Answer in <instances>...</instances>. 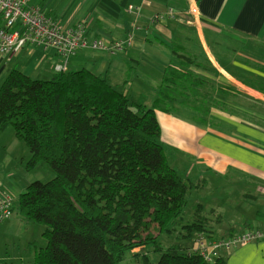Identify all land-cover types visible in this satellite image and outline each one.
<instances>
[{"label": "trees", "instance_id": "obj_1", "mask_svg": "<svg viewBox=\"0 0 264 264\" xmlns=\"http://www.w3.org/2000/svg\"><path fill=\"white\" fill-rule=\"evenodd\" d=\"M183 50L174 44L182 68H166L152 108L87 68L51 79L8 72L0 86V132L11 127L29 147L28 170L45 163L56 173L18 198L21 214L45 227L46 245L36 248L33 264H120L128 253L150 264L153 252L161 254L156 264H228L220 255L204 257L200 241L226 237L217 236L202 204L185 220L188 191L196 186L160 143L158 110L196 101L205 123L211 111L207 79L190 69L194 60ZM256 89L264 93V83ZM164 234L175 238L168 247Z\"/></svg>", "mask_w": 264, "mask_h": 264}, {"label": "crops", "instance_id": "obj_2", "mask_svg": "<svg viewBox=\"0 0 264 264\" xmlns=\"http://www.w3.org/2000/svg\"><path fill=\"white\" fill-rule=\"evenodd\" d=\"M30 3L65 26L84 21L89 42H103L106 49L91 47L78 51L69 59L68 70L87 68L108 78L135 104L151 103L150 95L157 98L169 65L182 68L181 59L172 52L174 44L190 54L194 60L190 69L207 79L204 91L215 104L218 100L220 107L218 111L211 110L206 123L194 114L196 107L179 108V102L170 112L157 111L161 138L173 152L172 163L165 149L170 164L196 186L188 191L187 206L188 199L192 204L184 211L185 220L194 215L195 205L202 204L201 214L207 216L219 238L264 226L261 218L251 221L246 218V226L242 228L223 226L225 209L230 208V203L223 206L214 197L207 199L219 185L214 175L246 174L251 182H256L258 193L247 191L241 202L246 207L260 205L264 213V126L256 121L255 108L244 105L254 107V104L242 100L250 102L257 98L256 102H264V93L256 89L264 83V71L259 69L264 66V0H30ZM126 39H131L130 46L115 47V42ZM224 39L231 48L230 56L218 52L217 46ZM198 49L201 55L197 54ZM240 50H246V56L239 55ZM255 57L263 63L256 62ZM14 58L16 61L11 65ZM57 61L54 49L28 45L12 56L0 54V77L17 68L35 79H51L57 73ZM226 91L229 96L240 97L237 100L242 103L231 100L235 101L231 104L232 113L224 117ZM245 107L249 111H244ZM189 113L193 114L185 116ZM224 127H234L232 134L224 131ZM24 147L11 127L0 132V198L10 196L14 206L13 216L0 221V264H33L36 248L46 245L45 227L28 220L18 206L19 196L39 180L37 175L42 166L26 168L31 152ZM220 256L228 264H264V240L221 252Z\"/></svg>", "mask_w": 264, "mask_h": 264}, {"label": "built area", "instance_id": "obj_3", "mask_svg": "<svg viewBox=\"0 0 264 264\" xmlns=\"http://www.w3.org/2000/svg\"><path fill=\"white\" fill-rule=\"evenodd\" d=\"M131 39L115 42V47L130 46ZM28 45L41 46L45 50L54 49L58 56L56 71H64L69 59L83 49L91 47L106 49L103 42L88 40L87 25L84 21L73 26H65L58 19L49 15L30 0H0V54L12 56ZM13 215V200L10 196L0 198V221ZM264 239V226L250 229L240 234L222 238L213 243L201 242L204 257L211 261L235 246Z\"/></svg>", "mask_w": 264, "mask_h": 264}, {"label": "rangeland", "instance_id": "obj_4", "mask_svg": "<svg viewBox=\"0 0 264 264\" xmlns=\"http://www.w3.org/2000/svg\"><path fill=\"white\" fill-rule=\"evenodd\" d=\"M191 33V32H189ZM225 41V42H224ZM226 43V44H224ZM228 42L224 39L222 41V43L220 45L217 46L218 48V52L221 54V55H231V52H230V47L227 46ZM226 50V52L223 51ZM196 52V51H195ZM199 52V53H198ZM201 51L198 49L197 50V54L201 55L200 53ZM239 55H245L246 56V50H240V53H238ZM233 55H236V54H233ZM251 55V54H250ZM256 62H261L263 63V60L255 57L253 58ZM16 61V58H14V60L12 61L11 65L13 63H15ZM66 70H68V66L66 68ZM64 70V71H66ZM60 72V71H58ZM6 73H4L1 77H0V82L1 80H3V78L5 77ZM226 84V83H224ZM208 96V94H207ZM156 97H154V95H150L149 96V102L150 100L151 103H144L145 106L147 108H152V102L155 100ZM208 99H210V103L208 106H210V110H217L219 106V103L218 100L217 103L215 104V101H213L212 97H207ZM235 101H238L237 99L241 100L240 97L238 96H229L228 95V92H224V96H223V100L225 101L223 103V107H222V112H223V116L226 117V115H230L232 113V111H230L231 108H234L233 105H231L232 102L231 100H234ZM255 100L257 98H254ZM244 102H247V103H251V104H254L252 107V105H248V104H244V105H247L248 107H250L251 109H254V113H255V118H256V121L261 123V125L264 126V102L263 101H260V102H256L255 100L254 101H247L245 99H242ZM182 101H185V99H180L178 100V104H177V107H186L185 105H182L180 102ZM213 101V102H212ZM196 101H190L188 100V106H191L192 108L196 107L197 111L194 110V114L197 116V117H200L201 116V110H203V108L201 107V104L200 103H195ZM239 103H242L241 101H238ZM175 107V105H173ZM249 109L248 108H244V111H246ZM186 110H183L182 112H184ZM211 112V111H210ZM190 114H193V113H189V114H185V116H189ZM228 128V129H227ZM224 129V131L228 132L229 134H232L231 132L234 130V127L233 129L230 128V127H224L222 128ZM234 133V132H233ZM160 143L165 147V149L168 151L169 155H170V158H171V161L173 160V152H170V149H171V146L168 145V143H166L162 138H160ZM257 144V143H255ZM25 146V147H24ZM23 147L26 148L28 150V146L23 142ZM22 151V150H21ZM180 154H178L179 156ZM173 163V161H172ZM41 168H39V172H41L40 174H38V178L39 180L43 181V182H48L50 181L51 179H53L56 175L55 171L48 165V164H45V163H42L41 164ZM35 177V176H33ZM214 178H215V181L216 183L219 182V185L216 187V189H214L212 195H209L210 197H207V199H211V198H216L217 202L221 203L223 206H226L227 202L230 203V208H226L225 211V217H224V223H223V226H229V225H232V226H236V227H245V219L247 218L248 220H252V219H256V218H261V219H264V213H263V209H262V206L258 205L256 207H251V206H248L246 207L245 204L243 202H241L242 198H243V194H246L247 191H251L253 190L254 193H258L255 188V184L256 182H251L249 180V177L245 175H239V174H234L233 172H231V174L227 175V176H219V175H214ZM212 192V191H211ZM248 194V193H247ZM250 194H253L250 193ZM189 200V206L186 207V210H188L190 207V205L192 204L191 203V200ZM13 213H14V206H13ZM13 216V215H12ZM186 216V215H185ZM244 216V217H243ZM11 218V217H10ZM242 219H243V222H242ZM263 227V226H262ZM262 227H259V228H262ZM254 229H258V228H254ZM237 234H240V233H237ZM236 234V235H237ZM261 240H264V239H261ZM261 240H257V241H261ZM160 241L161 243L165 246V247H168L171 243H174L175 241V238H174V235L172 236H169L167 234H164L160 237ZM257 241H253V242H257ZM249 244V242H245L243 244H239L237 246L234 247L237 248V247H240V246H243V245H247ZM233 249V250H234ZM149 253L151 254V251L148 250ZM225 250H222V252H224ZM232 251V250H231ZM226 252V251H225ZM160 253H152L151 256H150V260H151V263L150 264H156L157 261L159 260L160 258ZM120 264H143L141 258L139 261H137L134 256L130 253H128L126 255V258L124 261H122Z\"/></svg>", "mask_w": 264, "mask_h": 264}]
</instances>
